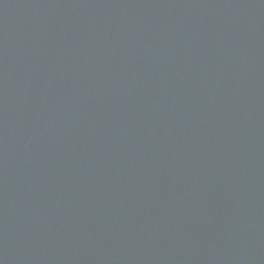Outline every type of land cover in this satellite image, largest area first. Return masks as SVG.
<instances>
[{
    "label": "water",
    "instance_id": "95a60500",
    "mask_svg": "<svg viewBox=\"0 0 264 264\" xmlns=\"http://www.w3.org/2000/svg\"><path fill=\"white\" fill-rule=\"evenodd\" d=\"M0 264H264V0H0Z\"/></svg>",
    "mask_w": 264,
    "mask_h": 264
}]
</instances>
